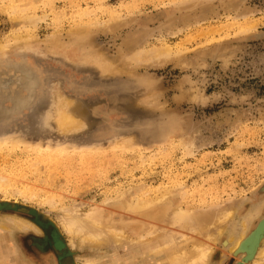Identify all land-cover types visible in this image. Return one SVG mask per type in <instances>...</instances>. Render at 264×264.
<instances>
[{
	"label": "rangeland",
	"instance_id": "1",
	"mask_svg": "<svg viewBox=\"0 0 264 264\" xmlns=\"http://www.w3.org/2000/svg\"><path fill=\"white\" fill-rule=\"evenodd\" d=\"M200 15L205 19L195 23ZM184 18L192 25L176 35L166 32L167 23L181 24ZM116 19L122 23L114 32L99 29ZM139 31L149 32L144 51L138 46L140 61L128 63L126 39ZM263 33L264 0H0V56L28 50L85 69L119 86L118 103L132 119L116 136L91 143L94 122L62 89L49 114L50 130L35 140L86 143L100 146L101 153L86 166L78 160L50 162L25 147L7 150L0 154V175L8 179L0 181V200L43 213L50 209L47 214L57 220L61 208L71 205L103 209L113 217L121 191L144 197L173 191L171 199L185 207L234 206L244 213L264 188ZM166 47L171 61L145 66L147 57ZM50 198L56 207L47 203ZM238 213L228 228L239 221ZM32 218L24 211L0 214V238L9 237L8 249H22L19 255L29 262L37 250L28 239L42 236L39 227L29 225ZM139 245H119L112 258L132 257L125 263L142 264L136 258ZM213 246L208 264H230V248L221 239ZM2 258L0 264H21L12 256Z\"/></svg>",
	"mask_w": 264,
	"mask_h": 264
},
{
	"label": "bare ground",
	"instance_id": "2",
	"mask_svg": "<svg viewBox=\"0 0 264 264\" xmlns=\"http://www.w3.org/2000/svg\"><path fill=\"white\" fill-rule=\"evenodd\" d=\"M203 19L205 17L200 15L195 23ZM121 23L118 19L108 21L99 29L105 33L114 32ZM166 25V32L176 35L192 22L186 19L181 24L170 22ZM148 33L139 31L126 39L129 46L126 50L131 53L128 63L140 61V49L148 39L144 34ZM170 49L166 47L161 52H154L147 57L145 66H164L174 58ZM75 69L28 50L0 56V154L25 147L50 162L78 160L87 166L88 158L101 153L97 148L100 146H86V143L74 146L48 143L51 139L35 140L50 130L49 114L55 107V96L64 93L62 89H66L76 109L94 122L95 139L91 137V143L112 138L127 129V121L132 119L127 117L126 108L118 103L119 86L95 78L85 69ZM57 85L60 87L55 91ZM24 137L33 140L24 142ZM117 154L115 152L113 156ZM6 177L0 175V181L8 180ZM172 193L144 197L136 192L121 191L114 202L117 212L113 217L103 209L83 211L71 205L61 208L62 214L57 220L47 214L50 209L43 213L37 208L23 206L19 201L14 203L3 198L0 200V214L13 209L31 213L33 218L29 225L39 227L42 236L28 239L30 246L37 250L34 262L22 259L23 255H19L23 254L22 249L17 246L8 249L9 237L6 235L0 238V246L5 247L0 251V257L12 256L21 264H81V259L83 264H126L133 258L118 260L112 258V254H117L119 245L129 242L140 244L142 249L136 257L137 263L208 264L215 252L213 245L221 239L233 256L230 264H264V188L256 193L254 199L257 202L247 206L242 214L234 206L185 207L183 201L171 199ZM47 203L56 207L53 198ZM236 213L239 221L228 228L226 224ZM174 227L197 236L176 231ZM226 234L231 239L226 238ZM77 245H85L89 250L80 251L74 247Z\"/></svg>",
	"mask_w": 264,
	"mask_h": 264
},
{
	"label": "water",
	"instance_id": "3",
	"mask_svg": "<svg viewBox=\"0 0 264 264\" xmlns=\"http://www.w3.org/2000/svg\"><path fill=\"white\" fill-rule=\"evenodd\" d=\"M14 210V209H13Z\"/></svg>",
	"mask_w": 264,
	"mask_h": 264
}]
</instances>
